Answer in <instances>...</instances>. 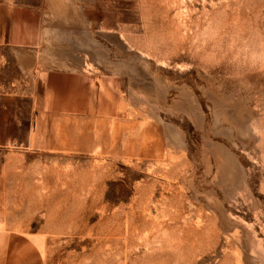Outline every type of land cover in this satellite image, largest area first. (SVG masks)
<instances>
[{
    "label": "rangeland",
    "instance_id": "rangeland-1",
    "mask_svg": "<svg viewBox=\"0 0 264 264\" xmlns=\"http://www.w3.org/2000/svg\"><path fill=\"white\" fill-rule=\"evenodd\" d=\"M45 7L38 80L0 57V242L44 264H264V0ZM84 15L102 26L81 73L113 129L64 111L51 69Z\"/></svg>",
    "mask_w": 264,
    "mask_h": 264
},
{
    "label": "crops",
    "instance_id": "crops-1",
    "mask_svg": "<svg viewBox=\"0 0 264 264\" xmlns=\"http://www.w3.org/2000/svg\"><path fill=\"white\" fill-rule=\"evenodd\" d=\"M49 1L0 0V57L6 51L13 52L14 56L19 57L15 58V65L20 72L34 71L33 81L38 80V57L43 55L41 45L46 39V24L50 23V19L57 18L42 15ZM73 6L86 8V4L81 1ZM78 20L69 30L83 32L84 43L73 47L66 45L61 58L55 55L52 57L54 62L51 69L64 73L63 78L67 79V90L61 96V103L67 105L63 108L64 111L98 112L99 120L105 122L109 119L110 128L113 129L117 126V102L109 99L108 104L103 97L101 85L94 86L81 73L85 57L91 55L88 50L90 43L95 40L91 33L101 31L102 20L100 17L87 15L79 16ZM22 54L25 55L24 60L21 58ZM97 70L102 71L100 67ZM100 126L105 128V123H100ZM0 264H44V261L39 249L30 239L7 233L0 242Z\"/></svg>",
    "mask_w": 264,
    "mask_h": 264
}]
</instances>
